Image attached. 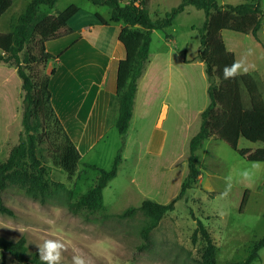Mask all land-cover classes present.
Segmentation results:
<instances>
[{"label":"rangeland","instance_id":"374dc122","mask_svg":"<svg viewBox=\"0 0 264 264\" xmlns=\"http://www.w3.org/2000/svg\"><path fill=\"white\" fill-rule=\"evenodd\" d=\"M29 1L13 0L0 17L1 32L13 29ZM217 1L239 4L243 0ZM179 2L150 0L149 13L152 18L162 16ZM70 4L81 9L69 23L75 30L47 41L53 57L44 70L49 73L51 66L55 70L50 76L51 104L81 157L75 173L68 175L53 163L45 146L40 156L48 180L62 182L71 193L61 191L41 202L9 183L0 189V203L12 214L0 211V235L12 241L23 238L28 251L38 255L45 240L58 239L65 244L59 264H73L74 255L84 257L86 264H201L204 240L200 233L192 240L199 219L215 243V264L244 259L251 243L264 235V161L243 158L221 139L208 138L197 149L198 181L150 231L147 246L140 247L146 219L141 211L129 217L114 215L129 206H140L144 199L169 203L180 191L188 170L189 141L199 130L200 113L209 104L205 63L197 59L198 27L206 18L205 12L189 5L170 27L151 33L146 68L149 66L135 96L128 130L121 134L116 127L118 99L112 92L117 62L104 69L103 57L110 49L106 45L117 38L111 26L94 25L91 20L94 12L108 17L110 8L90 0H57L53 7L41 6V10L55 14ZM91 24V31L78 30ZM221 35L226 43L233 40L228 46L242 64L239 72L254 76L264 101L262 45L249 33L222 30ZM4 68L10 73L0 67V162L20 136L25 137L21 79L14 67ZM34 69L42 72L43 66L38 64ZM103 76L105 83L99 85ZM93 84L96 92L102 89L101 97L91 119L82 120L78 109ZM243 100L248 105L244 89ZM259 146L263 144L243 137L238 141L239 148ZM119 151L117 173L103 188L104 209L71 212L67 201L76 200L93 186L99 169H109ZM246 189L247 201L240 210ZM2 259L4 264H19L9 253L0 251V263ZM251 264H264V247Z\"/></svg>","mask_w":264,"mask_h":264},{"label":"trees","instance_id":"16d2710c","mask_svg":"<svg viewBox=\"0 0 264 264\" xmlns=\"http://www.w3.org/2000/svg\"><path fill=\"white\" fill-rule=\"evenodd\" d=\"M90 1L95 5H106L110 8L109 20L98 13L95 14L100 24L107 25L109 21L124 24L118 34L124 57L118 60L115 74V94L118 99L116 127L121 134L127 132L133 115L138 83L146 70L149 58L152 31L164 30L171 26L175 17L187 5L202 9L206 15L203 24L198 27L200 44L197 59L205 63L209 104L200 113L199 130L189 141L188 170L180 191L169 203L162 204L144 199L140 206H129L114 214L117 217H129L137 211L143 213L146 218L141 228L144 242L140 247H145L149 243L150 231L167 212L174 209L175 202L198 181L200 172L196 151L204 140L211 137L221 139L243 158L249 161H264L263 98L251 73H239L235 77L224 78L225 67L233 65L236 59L235 54L227 49L221 35L222 30L249 33L264 48V39L260 35L264 9L260 6V0H243L239 4L222 5L217 0H180L164 15L152 18L148 9L150 0H126L123 3L122 0ZM56 2L57 0H30L17 17L13 29L0 31V62L14 67L21 79V126L25 135L20 136L18 142L10 148L6 159L0 162V189L6 188L9 183L16 184L27 195L41 202L57 196L61 191L71 193L62 182L48 180L47 170L40 156L41 149L44 146L48 148L53 163L68 175L75 173L81 157L51 104L50 76L55 70L53 68L49 73L44 70L53 57L47 50V41L63 34L68 22L78 14L80 7L70 4L55 14L41 10V6L53 7ZM12 3L13 0H0V17ZM103 57L106 69L108 56L105 54ZM38 64L43 66L41 73L34 69ZM243 89L248 96V105H245L243 100ZM95 93L96 87L93 84L79 111L82 120L86 119L89 113ZM241 137L251 142H260L263 146L254 149L239 148L238 141ZM120 162L119 151L109 169H99L93 186L76 200L67 201L69 210L73 213L82 209L89 212L102 211L103 188L115 177ZM247 194L246 189L240 210L246 204ZM0 211L12 214L2 203ZM197 233H200L204 240L201 264H215V243L199 219L192 235L193 241ZM263 247L264 235L251 243L244 259L228 264H251L259 257V250ZM0 251L9 253L19 264H44L36 252L28 251L23 238L12 241L0 235ZM0 264H4L3 259Z\"/></svg>","mask_w":264,"mask_h":264},{"label":"crops","instance_id":"0c3cea01","mask_svg":"<svg viewBox=\"0 0 264 264\" xmlns=\"http://www.w3.org/2000/svg\"><path fill=\"white\" fill-rule=\"evenodd\" d=\"M152 2H154V0H152ZM220 4V3H219ZM224 4V3H223ZM222 5V4H221ZM156 6L158 7V4H156ZM187 6H189V5H187ZM186 6V7H187ZM192 6V5H191ZM260 6L264 9V0H260ZM186 7H185V9H186ZM188 8V7H187ZM184 9V10H185ZM157 10V9H156ZM183 10V11H184ZM186 11V10H185ZM81 12V9L79 10V12H78V14ZM96 13H98V14H100L99 12H94L93 14H94V17H92V21H94L95 23H94V25H96V24H100L99 22H98V20H97V18H96V16H95V14ZM77 14V15H78ZM101 15V14H100ZM103 18H105L106 20H109V18H110V14H109V16L108 17H105V16H103V15H101ZM76 16H74L70 21H72L74 18H75ZM70 21L68 22V24H67V26H66V28L63 30V33L65 34V33H69V32H73L74 30H75V27H73V26H71V24H69L70 23ZM94 25L93 24H91V25H83V26H81L80 28H78V30H81V29H83V30H87V31H91V30H93L94 29ZM100 25H103V24H100ZM106 26H111L112 28H113V37H114V35L116 36V40H115V38H114V41H113V43L109 46V45H106V46H108V48H110V49H108L109 51L108 52H105V54L106 55H108V62H107V66H106V69L108 68V66H109V64L111 63V62H113L114 60H116V62L118 63V60H120V59H122L123 57H124V49L123 48H121V46H120V43H119V41H118V34H119V32H120V30H121V28L124 26V24L122 23V22H113V21H109V23L106 25ZM170 27V26H169ZM74 28V29H73ZM168 28V27H167ZM165 30V29H164ZM154 31V30H153ZM153 31H152V33H153ZM166 35H168V34H166ZM260 35H261V37L264 39V20H263V24H262V27H261V31H260ZM255 39V38H254ZM230 41L231 42H233V40L232 39H229V43H226V42H224L225 43V45H226V47H227V49H229L230 51H232L234 54H235V59H236V53H235V51H233V49L232 48H230L229 46H228V44H231L230 43ZM257 41V40H256ZM257 43H258V45L260 44L258 41H257ZM261 45V44H260ZM264 49V48H263ZM236 62H237V59H236ZM148 66H149V64L147 65V68H146V70H145V72L143 73V75H142V77L140 78V80H139V83H138V88L140 87V84H141V81L143 80V78L145 77V75H146V72H147V69H148ZM0 67H3V69L7 72V73H10L8 70H6L4 67H8L7 69H10V68H13V67H10V66H8L7 64H5V63H3V62H0ZM47 68H48V65L46 66ZM50 69L52 70L53 68H52V66L50 67ZM50 70V71H51ZM13 71H16L15 70V68H13ZM240 73V72H239ZM242 73H248V72H242ZM104 76H103V78H102V80H101V82L99 83V85H102L103 83H105V81H104ZM138 90V89H137ZM101 92H102V89H98L97 90V92L95 93V96H94V99H93V101H92V104H91V107H90V110H89V113L87 114V116H86V120L88 121V120H90L91 119V117H92V113H93V111H94V109H95V107H96V105H97V103H98V101H99V99H100V97H101ZM112 92L113 93H115V87L112 89ZM84 103V102H83ZM83 103H82V105H83ZM82 105L79 107V111L81 110V108H82ZM79 111H78V114H77V116L78 117H80L79 116ZM58 115V114H57ZM59 117V116H58Z\"/></svg>","mask_w":264,"mask_h":264},{"label":"clouds","instance_id":"9594fccd","mask_svg":"<svg viewBox=\"0 0 264 264\" xmlns=\"http://www.w3.org/2000/svg\"><path fill=\"white\" fill-rule=\"evenodd\" d=\"M242 68L240 62H235L231 66H226L224 70V78L235 77L239 74V70ZM247 70L246 68L244 69ZM65 249V244L60 240L47 239L43 245H39V256L44 264H59L61 259L62 250ZM73 264H86L84 257L80 255H74L72 257Z\"/></svg>","mask_w":264,"mask_h":264}]
</instances>
